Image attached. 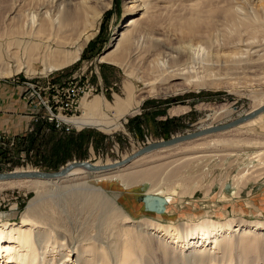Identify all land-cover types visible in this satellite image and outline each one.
Returning <instances> with one entry per match:
<instances>
[{
	"label": "rangeland",
	"instance_id": "374dc122",
	"mask_svg": "<svg viewBox=\"0 0 264 264\" xmlns=\"http://www.w3.org/2000/svg\"><path fill=\"white\" fill-rule=\"evenodd\" d=\"M53 1L44 0L49 6L54 5ZM66 2L67 0H63L61 6ZM190 2H158L154 7L155 29L161 30L165 27L162 29L165 32L170 28L167 26H170L172 19L188 15L191 11ZM36 3V0H0V68L6 65L14 70L13 66L17 64L23 67L17 73L1 76L0 84L16 90L23 82L63 84L77 76L80 77V82H88L97 88L93 96L84 98L85 101L89 102L96 96L103 95L110 104L114 102L115 96L122 99L126 97L125 83L132 81L134 87L138 88L140 83L133 80L134 76L147 75L149 70V58L142 50L132 51L130 54L128 52L123 56L119 54L123 61L129 63L127 69L100 63L98 59L111 48L117 26L122 23L124 9L129 5H137V2L112 0L109 9L102 14L94 35L84 45L79 59L63 69L43 74L40 73L43 68L41 51H44L46 45L52 49L57 46L52 36L49 39L48 36L45 37L44 46L41 44L37 54L28 58L25 45L37 43L39 38L26 33V21L18 22L15 19L10 22L7 19L10 8L20 6L17 13L29 15ZM203 5V8L206 6L204 9H215L211 25L203 29L204 37L210 39L207 54H203V62L212 64L208 72L216 74L215 77L220 81L219 86L214 89H191L178 81L175 87H162L160 92L153 95L146 93L139 108L121 118L123 127L110 132L91 126L56 131L50 123L32 122L30 116V130L26 136L16 140L14 148L5 153L6 158L2 157L4 161L0 160V173L14 170L50 173L72 161H89L95 165L115 163L116 160L130 156L136 149L144 148L147 141L159 142L209 125L224 124L252 110L258 98H264V0H205ZM227 7L234 11L236 26L224 14ZM51 12L54 13L55 9ZM241 19L251 21L252 24L259 21L260 26L255 25L260 27L256 34L251 35V29L241 24ZM238 23L241 25L238 26ZM14 28L16 32L12 33ZM249 36L252 37L249 39ZM169 38L174 42L173 36L169 35ZM174 44L177 45L176 42ZM64 48L73 51V47L69 45ZM256 48L261 49L256 51ZM227 54L235 55L234 59L238 58L241 62H235L234 59L230 61ZM256 63L260 66H254ZM27 67L34 74L27 73ZM130 70L133 72L131 76ZM84 99L78 109L77 118L83 115ZM179 107L186 109L171 113V110ZM228 109L233 112L226 115L225 111ZM100 112L109 118L114 114L112 110L106 112L100 109ZM21 152L25 154L23 159L19 157ZM261 152L264 153V114L256 124L245 123L226 132L210 134L133 161L132 165L125 168L126 174L135 175L126 184L127 188L116 182L99 183L97 186L102 187L108 199L121 208L129 218L128 223L143 219L173 227L182 223H198L202 219L213 222L231 219L235 222L247 220L264 223V154L260 155ZM148 171L154 172L155 177L145 178L143 173ZM174 171L176 173L171 175ZM96 175L78 170L60 183L96 180ZM113 184H117V187ZM44 186L49 188L51 185L45 182ZM35 187V182L30 180L0 182V221H18L26 204L35 196ZM149 191L153 193L148 194ZM57 199V203L63 205L62 197ZM80 200L75 203L79 208L95 203L93 206L99 215L108 211L106 214L110 213L109 216L113 218L117 212L106 200ZM150 200L160 201L158 205L155 204L158 207L156 210L147 206ZM14 212L15 216H8ZM156 242L153 240V244ZM153 253L149 254L153 263L146 260L143 264H163L164 255L158 250ZM236 255L237 253L234 255V263L239 264ZM183 256H180V261L175 258L177 262L174 261V264H190ZM170 257L174 260V256ZM140 261L142 264V256ZM262 263L260 260L254 262Z\"/></svg>",
	"mask_w": 264,
	"mask_h": 264
},
{
	"label": "bare ground",
	"instance_id": "6f19581e",
	"mask_svg": "<svg viewBox=\"0 0 264 264\" xmlns=\"http://www.w3.org/2000/svg\"><path fill=\"white\" fill-rule=\"evenodd\" d=\"M57 1L59 0H54V5L50 4L49 6L44 0H36L35 8L29 15L28 13L27 15L17 13L20 11V6L12 7L7 12V19L10 22L15 19H18V22L26 21L28 28L26 33L39 38L37 43L25 45L24 49L28 58L37 54L39 46L43 45L45 42L43 40L47 36L49 39L51 35L54 44H57L54 49L49 45H43L41 74L63 69V67L76 62L84 45L94 35L102 14L109 9L112 3V0H67L64 6H61L63 0L60 3ZM160 1L162 2V0H130V2L138 4L129 5L124 9L122 23L117 26L111 48L98 58L100 63L127 69L129 63L123 61L122 56L127 55L128 52L130 54L132 51L142 50L149 58V70L146 69L147 75L138 76L137 74L134 79L132 78L140 83L138 88L134 87L132 81L125 83L126 97L122 99L115 96L112 104L103 95H98L89 102L84 99L89 96L84 95L80 100L81 105L82 99H84L83 115L78 118L77 116L65 117L71 129L74 127L81 129L83 126L100 128L106 132L121 129L123 127L121 118L139 108L144 94L153 95L160 92L162 87L167 89L175 87L178 81L191 89L201 87L214 89L219 86L220 81L215 77L216 74L208 72L212 64L203 62V54H207L210 42L208 37H204L203 29L211 25L215 9L210 7L206 8L207 10L204 9L207 6L206 4L203 8L205 0H186V2L191 1L189 3L191 4L189 6L190 14L172 19L170 26H167L170 28H167L165 33L162 31L165 29L164 26L161 30L155 29L154 23V7ZM52 9H55L54 13L51 12ZM224 14L233 26L237 25L234 11L231 8H225ZM250 22L246 19L240 21L241 24L251 29L249 32L251 35L256 34L260 27L255 25L259 21L257 24ZM240 23L238 26L241 25ZM14 32H16L15 28L12 33ZM89 32L91 33L89 34ZM168 33L173 36V41L177 45L171 42L172 39L169 38ZM250 37L252 36H249V39ZM65 45L73 47V51L65 50ZM259 49L256 48V51ZM234 57L235 55L227 54L230 61L241 62L240 59L236 58V60ZM258 64H254V66H260ZM13 67L14 70L2 65L0 77L11 72L17 73L23 68L20 64ZM26 71L34 74V71L29 67ZM131 72L130 70L129 76L133 75ZM23 89V86H20L19 93ZM22 102L28 109L27 104L23 100ZM256 102L257 104L252 110L264 104V98H258ZM100 109L106 112L112 110L113 117L109 118L100 112ZM185 109L184 107L174 108L171 113L174 114ZM28 111L30 121L32 110L28 109ZM232 112V109H228L225 114ZM263 114L245 123L256 124ZM183 143L172 147H161L159 150L173 148ZM148 144H152V142L148 141ZM136 151L138 150L136 149ZM153 152L133 159L128 165H132L133 161H138ZM261 154L264 153L261 152ZM117 161L120 160L114 162ZM112 164L114 163L100 165ZM128 165L106 172L92 173L97 174V178L89 181L74 180L60 183L62 180L68 179L75 171H87L85 168L72 169L66 176L56 180L23 179L35 182V196L26 204L27 206L18 221H0V264H141V256L143 264L146 260L153 263V260L149 259V254L156 250L164 255L163 264H174V261L177 262L176 259L179 260L181 255H184L183 257L190 264H223V262L235 264L234 255L236 253L239 264H254L258 260L264 264V223L247 220L235 222L231 219L224 222L202 219L198 223H182L176 227L161 225L147 219L128 223L129 218L121 208L108 199L102 187L97 186L99 183L116 182L119 186L127 188L126 184L130 183L135 176L125 173V168ZM35 171L14 170L15 173ZM175 173L176 171L171 172V175ZM155 175L152 171L143 173L147 179L153 178ZM5 181L20 182L21 180L0 182ZM45 182L51 186L45 187ZM117 184L113 185L117 187ZM150 192L153 193V191H149L148 194ZM58 197H62L64 200L63 205L57 203ZM78 199H81V202L87 199L98 202L106 200L117 211L113 217L116 220L109 216L110 213L106 214L108 211L106 213L103 211L100 215L97 214L95 206H93L95 203L79 208L80 206L75 204ZM158 202L160 201L150 200V204L154 206L158 205ZM15 215L14 212L8 216ZM153 240L157 241L156 244H153ZM170 255L174 256V260ZM154 264L156 263L154 262Z\"/></svg>",
	"mask_w": 264,
	"mask_h": 264
},
{
	"label": "built area",
	"instance_id": "2783aa9c",
	"mask_svg": "<svg viewBox=\"0 0 264 264\" xmlns=\"http://www.w3.org/2000/svg\"><path fill=\"white\" fill-rule=\"evenodd\" d=\"M78 79L80 77L75 76L63 84L46 82L45 85L23 82L24 89L19 94V98L32 110V122L50 123L56 131L71 129L65 117L76 116L81 98L84 95L93 96L97 92L95 86L88 82H80ZM15 139L3 132L0 133V160L3 156L6 158L5 153L14 148ZM146 143L148 145V141ZM24 156V152L19 154L22 159Z\"/></svg>",
	"mask_w": 264,
	"mask_h": 264
},
{
	"label": "water",
	"instance_id": "95a60500",
	"mask_svg": "<svg viewBox=\"0 0 264 264\" xmlns=\"http://www.w3.org/2000/svg\"><path fill=\"white\" fill-rule=\"evenodd\" d=\"M264 113V104L260 105L259 107H256L255 110L247 111L246 113L238 116L237 118L227 121L224 124L219 125H209L207 127H203L200 129H197L193 132H189L186 134L178 135L177 137H172L169 139H164L159 142H153L152 144L146 145L144 148L130 154V156L121 159L120 161L115 162L112 165H98L95 166L91 164L88 161H72L69 163H66V165L62 168H60L57 171H50L49 172H42V171H35L32 173L27 172H18L15 173L14 171L11 172H2L0 173V181L3 180H23V179H42V180H56L61 179L62 177L66 176L72 169L75 168H85L90 173H98V172H106L113 170L116 167H121L124 165L130 164V162L139 157L146 155L147 153L153 152L155 150L161 149V147H172L174 145H177L178 143H183L186 141H191L196 138L209 136V134H215V133H221L225 132V130L232 129L234 127L240 126L242 123H245L253 118H256V116ZM151 204H148L147 206L154 210L157 209V206H150ZM146 206V208H147Z\"/></svg>",
	"mask_w": 264,
	"mask_h": 264
},
{
	"label": "crops",
	"instance_id": "0c3cea01",
	"mask_svg": "<svg viewBox=\"0 0 264 264\" xmlns=\"http://www.w3.org/2000/svg\"><path fill=\"white\" fill-rule=\"evenodd\" d=\"M19 91L20 86L15 90L8 85L0 84V130H6L8 133L1 132L12 137L17 136L15 140L27 135L31 123L28 118L29 111L19 98Z\"/></svg>",
	"mask_w": 264,
	"mask_h": 264
}]
</instances>
